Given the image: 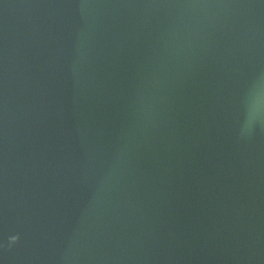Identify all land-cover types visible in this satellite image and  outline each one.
Segmentation results:
<instances>
[{
    "label": "water",
    "instance_id": "obj_1",
    "mask_svg": "<svg viewBox=\"0 0 264 264\" xmlns=\"http://www.w3.org/2000/svg\"><path fill=\"white\" fill-rule=\"evenodd\" d=\"M0 264H264V2L0 0Z\"/></svg>",
    "mask_w": 264,
    "mask_h": 264
},
{
    "label": "clouds",
    "instance_id": "obj_2",
    "mask_svg": "<svg viewBox=\"0 0 264 264\" xmlns=\"http://www.w3.org/2000/svg\"><path fill=\"white\" fill-rule=\"evenodd\" d=\"M261 111V108L258 106V113Z\"/></svg>",
    "mask_w": 264,
    "mask_h": 264
},
{
    "label": "snow or ice",
    "instance_id": "obj_3",
    "mask_svg": "<svg viewBox=\"0 0 264 264\" xmlns=\"http://www.w3.org/2000/svg\"><path fill=\"white\" fill-rule=\"evenodd\" d=\"M262 2H264V0H262Z\"/></svg>",
    "mask_w": 264,
    "mask_h": 264
}]
</instances>
